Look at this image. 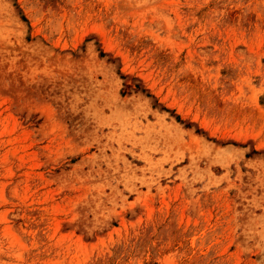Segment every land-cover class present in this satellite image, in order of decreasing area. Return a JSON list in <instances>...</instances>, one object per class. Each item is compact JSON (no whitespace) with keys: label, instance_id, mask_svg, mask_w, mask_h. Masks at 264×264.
Masks as SVG:
<instances>
[{"label":"rangeland","instance_id":"374dc122","mask_svg":"<svg viewBox=\"0 0 264 264\" xmlns=\"http://www.w3.org/2000/svg\"><path fill=\"white\" fill-rule=\"evenodd\" d=\"M0 264H264V0H0Z\"/></svg>","mask_w":264,"mask_h":264}]
</instances>
